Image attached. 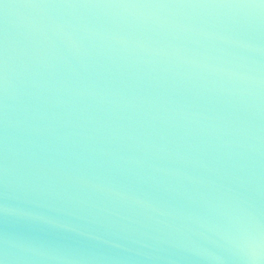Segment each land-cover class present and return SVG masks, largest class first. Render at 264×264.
Listing matches in <instances>:
<instances>
[{
    "label": "water",
    "instance_id": "water-1",
    "mask_svg": "<svg viewBox=\"0 0 264 264\" xmlns=\"http://www.w3.org/2000/svg\"><path fill=\"white\" fill-rule=\"evenodd\" d=\"M3 264H264V5L0 0Z\"/></svg>",
    "mask_w": 264,
    "mask_h": 264
},
{
    "label": "snow or ice",
    "instance_id": "snow-or-ice-1",
    "mask_svg": "<svg viewBox=\"0 0 264 264\" xmlns=\"http://www.w3.org/2000/svg\"><path fill=\"white\" fill-rule=\"evenodd\" d=\"M257 4L264 5V0H246V6H256ZM0 264H3L2 260H0Z\"/></svg>",
    "mask_w": 264,
    "mask_h": 264
}]
</instances>
